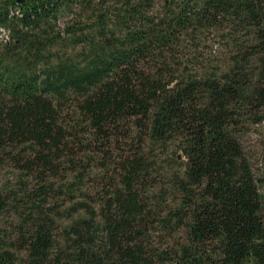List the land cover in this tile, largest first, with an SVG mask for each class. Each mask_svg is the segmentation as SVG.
I'll use <instances>...</instances> for the list:
<instances>
[{"label": "trees", "instance_id": "obj_1", "mask_svg": "<svg viewBox=\"0 0 264 264\" xmlns=\"http://www.w3.org/2000/svg\"><path fill=\"white\" fill-rule=\"evenodd\" d=\"M2 30L0 264H264V0H0Z\"/></svg>", "mask_w": 264, "mask_h": 264}, {"label": "rangeland", "instance_id": "obj_2", "mask_svg": "<svg viewBox=\"0 0 264 264\" xmlns=\"http://www.w3.org/2000/svg\"><path fill=\"white\" fill-rule=\"evenodd\" d=\"M70 17L64 16L60 25ZM211 52H218L220 46L213 43ZM209 52V50H207ZM244 153L250 162L253 176L260 192H264V124H248L242 127L239 137Z\"/></svg>", "mask_w": 264, "mask_h": 264}, {"label": "built area", "instance_id": "obj_3", "mask_svg": "<svg viewBox=\"0 0 264 264\" xmlns=\"http://www.w3.org/2000/svg\"><path fill=\"white\" fill-rule=\"evenodd\" d=\"M0 38H1L3 41H6V39H7V35H6V33H5L4 30H2V33H1V35H0Z\"/></svg>", "mask_w": 264, "mask_h": 264}, {"label": "water", "instance_id": "obj_4", "mask_svg": "<svg viewBox=\"0 0 264 264\" xmlns=\"http://www.w3.org/2000/svg\"><path fill=\"white\" fill-rule=\"evenodd\" d=\"M16 2V4H21L23 3L25 0H14Z\"/></svg>", "mask_w": 264, "mask_h": 264}]
</instances>
